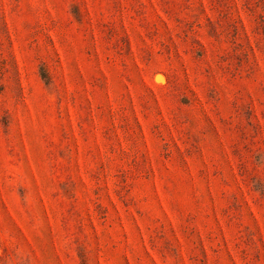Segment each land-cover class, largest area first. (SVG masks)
I'll return each instance as SVG.
<instances>
[{
    "label": "rangeland",
    "instance_id": "374dc122",
    "mask_svg": "<svg viewBox=\"0 0 264 264\" xmlns=\"http://www.w3.org/2000/svg\"><path fill=\"white\" fill-rule=\"evenodd\" d=\"M0 264H264V0H0Z\"/></svg>",
    "mask_w": 264,
    "mask_h": 264
}]
</instances>
